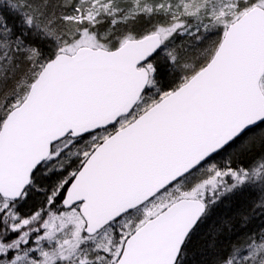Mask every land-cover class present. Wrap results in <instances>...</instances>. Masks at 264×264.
Here are the masks:
<instances>
[{
	"label": "snow or ice",
	"instance_id": "1",
	"mask_svg": "<svg viewBox=\"0 0 264 264\" xmlns=\"http://www.w3.org/2000/svg\"><path fill=\"white\" fill-rule=\"evenodd\" d=\"M0 264H264V0H0Z\"/></svg>",
	"mask_w": 264,
	"mask_h": 264
}]
</instances>
